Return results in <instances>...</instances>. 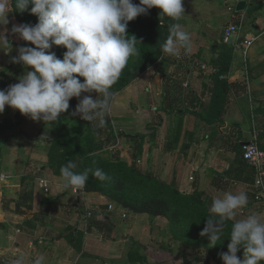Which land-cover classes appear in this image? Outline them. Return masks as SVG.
<instances>
[{"label":"crops","instance_id":"0c3cea01","mask_svg":"<svg viewBox=\"0 0 264 264\" xmlns=\"http://www.w3.org/2000/svg\"><path fill=\"white\" fill-rule=\"evenodd\" d=\"M222 1L233 13L234 21L227 27L243 22L238 42L257 39L249 55L226 44L229 49L218 50L211 54L212 59L207 58L203 52L206 41L198 36L200 18L203 10H208L205 8L219 3L183 0L186 16L179 22L191 36V52L164 54L138 80L116 94L111 101L113 122L122 131L123 148L130 150L134 117L132 112L121 110L125 105L132 107L136 99L143 109L138 146L144 172L175 184L186 195L207 200L210 206L225 191H244L248 205L237 212L236 219L251 213L264 219V202L255 199V172L243 160V147L255 132L264 149V48L256 47L264 34V21L258 18L261 15L256 17L264 0H242L247 2V9L241 13H237L234 0ZM251 9L257 10L254 16ZM13 17L11 12L10 23L0 26V33L11 45L10 52L0 50L3 89L33 70L12 63L20 47H29L18 34H12L16 22ZM226 54L231 58L223 77L230 85L227 112L222 123L212 124L206 119L205 109L214 85L212 74L203 71L202 66L215 69L213 60ZM126 94L130 96L127 101ZM18 114L8 106L0 114V264H12L19 256H23L24 264H33L40 256L43 264H206L207 260L198 263L197 256L193 261L186 255L188 250L174 239L170 222L164 217L134 213L83 188L60 187L61 172L55 170L51 159L57 136L39 130L34 121ZM21 149L25 154L30 151V160L25 164H20ZM41 180L49 184V193L41 188ZM88 212L93 217L88 218Z\"/></svg>","mask_w":264,"mask_h":264},{"label":"clouds","instance_id":"9594fccd","mask_svg":"<svg viewBox=\"0 0 264 264\" xmlns=\"http://www.w3.org/2000/svg\"><path fill=\"white\" fill-rule=\"evenodd\" d=\"M37 17L33 25H13L12 34L34 47H20L12 63L22 64L26 71L19 82L0 90V114L8 106L32 121L53 125L70 107V100L79 103L75 113L87 122L105 124L111 111L112 86L117 83L128 61L140 55L135 36L127 34L129 22L149 10H160L159 19L170 21L168 36L161 51L178 56L181 50L191 52V36L179 22L185 15L183 0H0V26L10 23L9 14L15 9L28 10ZM66 49L63 59L51 49ZM0 50L11 51V45L0 33ZM81 78H83L81 80ZM95 92L96 98L84 93ZM75 164L69 162L60 169L64 189L79 190L85 187L89 171L101 181L107 174L100 168L77 173ZM41 183H44L42 180ZM248 205L244 191H225L213 199L209 217L201 232L209 245L215 247L224 235L227 221H233L229 233L228 251L221 254L223 264H264V219L251 213L236 219L237 212ZM243 249V258L237 253ZM43 256L33 264H43ZM12 264H24L23 256Z\"/></svg>","mask_w":264,"mask_h":264},{"label":"trees","instance_id":"16d2710c","mask_svg":"<svg viewBox=\"0 0 264 264\" xmlns=\"http://www.w3.org/2000/svg\"><path fill=\"white\" fill-rule=\"evenodd\" d=\"M30 7L23 12L15 9L12 11L18 25L34 26L38 22L37 17L30 13ZM159 13V9L153 8L146 15H141L129 22L127 34L135 36L140 42L137 45L140 55L133 56L128 61L119 80L111 88L113 97L127 89L163 57L161 44L169 34L170 21L165 17L164 24H161ZM29 47H34V45L29 43ZM51 51L55 52L58 58L63 59L66 49L62 46H54ZM230 62L229 54L224 55L218 61L213 60L216 67V73L212 74L214 86L210 104L205 109L206 119L212 124L222 123L227 112L230 85L223 77L229 70ZM0 90L4 89L0 87ZM78 103L79 100L75 105L70 101L69 110L75 111ZM139 136L136 135V138ZM53 143L54 156L51 159L54 163L52 166L57 172L62 166L71 162L75 164L76 167L73 170L77 173L100 168L107 174L108 179L101 181L93 175L92 171H89L83 191L99 193L137 214L164 217L170 222L174 239L182 242L186 250H204V254L197 256L198 263L207 260L206 264H212L211 259L213 258L216 264H223L221 254L228 251L230 243L228 238L233 221L226 222L224 235L215 247H211L208 237L201 236L206 219L210 215V204L207 200L180 192L175 184H168L153 174L144 172L135 162L129 165L117 155H114L113 159H105L98 155L102 147L85 149L74 146L73 142L64 136L55 137ZM61 148L63 151L58 153L57 151ZM237 256L243 258V249L237 253Z\"/></svg>","mask_w":264,"mask_h":264},{"label":"rangeland","instance_id":"374dc122","mask_svg":"<svg viewBox=\"0 0 264 264\" xmlns=\"http://www.w3.org/2000/svg\"><path fill=\"white\" fill-rule=\"evenodd\" d=\"M216 2L219 3L218 6L214 8H205L208 10H203L204 15L200 18L201 29H200V34H198V36L201 37V39H204L206 41V45L204 47L203 52L204 55L209 59H212L211 56L212 53H216L218 50L221 49L227 50L230 48L223 42L222 36L228 24L234 21L233 19H231L233 13L229 12L228 6L225 5L224 1L216 0ZM261 11H264V5L261 7L260 10H258V13L256 9H251L250 14L254 16L257 13L256 17L261 15L258 18L261 19V21H264V13L261 14ZM198 14H199V10H198ZM14 24L18 25L17 22H14ZM220 39H221V44H219ZM215 45L217 46L216 49L213 48ZM256 47L264 48V34L263 36H261L260 41L256 44ZM84 95H91L95 99L97 94L95 92L82 94L81 98H83ZM124 99L126 101L129 100L130 99L129 94H126L124 96ZM139 100H141V98H139ZM70 101L73 102V104L75 105L78 99L72 98ZM141 107L142 104L135 99V102L132 104V107L131 104L125 105V107L123 108L124 112L123 110H121L122 113H126L127 111L132 112V115L134 117L135 128L130 132L131 138L133 140L132 141L133 145L131 146L130 150L127 151L125 150V148H123L124 147L123 145L125 144H124V139L121 136L122 131H120V128L113 122L114 114L112 110L108 114H106L104 118L105 124L103 126L99 125V121L96 122L84 121L83 119L80 118L78 114H74L75 111L73 110H68L66 113L61 114L60 117L58 118V121L53 125L45 124L43 121H34V123L36 125L35 127H37L39 130L43 128L44 131H47L50 134L54 133V136H59V137L64 136L65 138L70 139L73 142L72 144L74 146H80L85 149H92L97 147H98L97 149H99L100 147H102L101 148L102 150L98 152V155L104 157L105 159H113V156L117 155L122 161H126L127 159V163L129 165L135 162L139 167V169H141L142 165L140 162L142 160V154L140 152L141 147L138 146L141 144L140 137L142 134V122H143L142 121L143 109ZM26 120L29 121L31 119L27 117ZM28 129H31V127H28ZM136 135H140L139 138H136ZM19 136L23 137L24 133H20ZM135 140L137 142H135ZM16 141L17 140H14V143ZM21 150H22L21 151L22 156L20 158L21 161L20 164L21 163L25 164L28 160H30V151L27 154H25L24 152L25 150L24 149ZM62 151L63 148H61V150H58L57 152L60 153ZM41 188L44 189L43 187ZM84 206L88 207V204L85 202ZM84 206L80 208L84 210L85 209ZM90 213L92 214L91 217H93V213L92 212ZM200 254H204L203 249L188 250L186 253V255L192 257L191 259L193 261H195V257L200 256ZM211 263L216 264V260L212 258Z\"/></svg>","mask_w":264,"mask_h":264},{"label":"built area","instance_id":"2783aa9c","mask_svg":"<svg viewBox=\"0 0 264 264\" xmlns=\"http://www.w3.org/2000/svg\"><path fill=\"white\" fill-rule=\"evenodd\" d=\"M242 0H234L235 5H237ZM247 1V0H246ZM248 2V1H247ZM134 4H139V0H133ZM243 28V22L240 24H232L227 27L224 31L223 42L227 45H234L237 48H240L245 56L249 55V52L253 45L256 42V38L245 40L243 43L238 42V38ZM234 38V39H233ZM203 71L214 74L216 73L215 69H211L206 65L202 66ZM243 160L251 167L255 172V184L254 188L255 199L258 202H264V149L260 146L259 134L254 133L251 137V140L247 142L243 147ZM42 181V180H41ZM41 187H43L46 193L49 192V185L44 181L41 183ZM89 210V207H86ZM88 218H91L92 214L88 212Z\"/></svg>","mask_w":264,"mask_h":264},{"label":"water","instance_id":"95a60500","mask_svg":"<svg viewBox=\"0 0 264 264\" xmlns=\"http://www.w3.org/2000/svg\"><path fill=\"white\" fill-rule=\"evenodd\" d=\"M246 9H247V2L246 1H241L236 6V11L238 13L244 12V11H246Z\"/></svg>","mask_w":264,"mask_h":264}]
</instances>
